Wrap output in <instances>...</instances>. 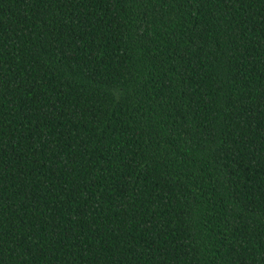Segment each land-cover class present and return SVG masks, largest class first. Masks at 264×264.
Instances as JSON below:
<instances>
[{
  "label": "trees",
  "instance_id": "1",
  "mask_svg": "<svg viewBox=\"0 0 264 264\" xmlns=\"http://www.w3.org/2000/svg\"><path fill=\"white\" fill-rule=\"evenodd\" d=\"M0 264H264V0H0Z\"/></svg>",
  "mask_w": 264,
  "mask_h": 264
}]
</instances>
